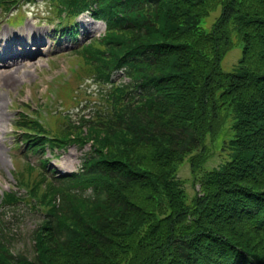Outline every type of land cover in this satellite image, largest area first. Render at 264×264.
Listing matches in <instances>:
<instances>
[{"label":"trees","instance_id":"obj_1","mask_svg":"<svg viewBox=\"0 0 264 264\" xmlns=\"http://www.w3.org/2000/svg\"><path fill=\"white\" fill-rule=\"evenodd\" d=\"M34 1L0 0V11L17 7L12 20L20 23L21 6ZM48 7L71 36L81 14L105 31L74 51L79 70L71 68L69 91L58 95L62 108L49 113L53 131L40 109L23 106L15 141L24 156L72 145L88 151L75 173L55 177L48 159L40 181L26 179L33 167L19 169L30 201L14 191L0 198V264H264V0H49ZM217 9L203 31L201 20ZM233 32L241 56L224 72ZM118 73L125 82L113 81ZM86 74L105 87L100 109L73 114L87 100L74 91ZM218 147L226 159L206 169ZM187 162L198 187L191 199L177 176ZM19 204L42 215L32 259L12 252L3 222Z\"/></svg>","mask_w":264,"mask_h":264},{"label":"rangeland","instance_id":"obj_2","mask_svg":"<svg viewBox=\"0 0 264 264\" xmlns=\"http://www.w3.org/2000/svg\"><path fill=\"white\" fill-rule=\"evenodd\" d=\"M48 4V0H37L35 3L22 7L24 21L21 26H10L7 24L6 17L0 13V59L5 60L10 56L19 58L18 61L23 60L22 63L18 62L6 68L5 75L10 76L9 79L0 72V196L3 192L14 191L28 202L30 201L29 196L24 190H18L17 187L19 182L14 175L17 170H15V162H19L21 167L23 161L34 165L29 174L28 172L25 173V177L40 181L41 155L28 154L27 157H24L20 153L21 148L16 147L14 141L16 134L12 130V122L15 113L18 112L17 107L28 103L30 111L36 112L40 109V112H36V114L39 117L43 115L44 119L41 121L47 124L48 130L53 131L52 120L45 115V112L57 109L58 102L55 96H58L59 93L63 95L69 91L65 83H62L58 85V91L55 95L51 91L54 88L53 80L60 76H62L59 78L61 82L67 80L66 77L70 75L68 71L70 67L72 70H79L76 66L79 65L78 59L72 51L75 47L84 44L93 37H98L104 32L102 23L91 21L87 15H83L77 20L78 27L75 31L78 37L76 39L68 38L65 33L55 29L56 21L53 22L54 18L48 16ZM11 12L14 13L15 9ZM218 15L219 9L211 12L208 18L201 20L199 27L208 32ZM230 41L234 46L226 52L221 62V69L224 72L233 71L241 56L242 46L237 44L238 39L235 32L231 33ZM38 43L42 44L38 46ZM4 52L8 55L4 56ZM8 63H14V61L10 62L9 60ZM87 75L80 82L79 89H82L79 91L74 89V91L80 98L78 102L81 99H87L80 108L84 109L85 113H92L93 106L100 109L97 105L100 104L98 98L105 87L95 83ZM114 80L124 82L121 74H116ZM85 93L90 95L84 97ZM48 98H52L49 104L48 101L46 102ZM90 99L93 101H88ZM46 103L47 107H45ZM36 106H39L37 110ZM219 150L220 147L216 149V152L212 149L213 155L206 163V169L218 168L226 159L225 153H220ZM86 151H88V146H84L80 150L78 146L72 145L69 149L56 153V157L51 159L47 169L50 166L55 172V176L74 172L79 169L83 154ZM45 157H50V154L47 152ZM177 176L183 181V188L191 199L198 191V187L193 185L188 162L179 167ZM41 218V212L34 211L25 204H19L16 211L7 212L3 216L13 253L29 259L33 258L32 231L36 229Z\"/></svg>","mask_w":264,"mask_h":264},{"label":"bare ground","instance_id":"obj_3","mask_svg":"<svg viewBox=\"0 0 264 264\" xmlns=\"http://www.w3.org/2000/svg\"><path fill=\"white\" fill-rule=\"evenodd\" d=\"M18 43H20V40H18ZM11 44V43H10ZM39 45L38 46H40L41 45V43H38ZM34 46V45H33ZM5 53V52H4ZM6 55H8L7 53H5L4 54V56H6ZM9 60H10V62H13L14 61V63H8L9 62ZM19 60V58H16V57H7L5 60H1L0 59V63H1V65H0V67H1V73L4 75V77H6L7 79H9L10 78V76H8V75H5V73H6V68L7 67H9V66H12V65H14V64H17L18 62H20V63H22V61L23 60H21V61H18Z\"/></svg>","mask_w":264,"mask_h":264}]
</instances>
